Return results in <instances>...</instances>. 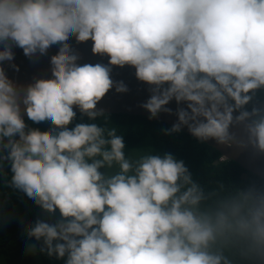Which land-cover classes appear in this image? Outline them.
<instances>
[{"label": "clouds", "instance_id": "9594fccd", "mask_svg": "<svg viewBox=\"0 0 264 264\" xmlns=\"http://www.w3.org/2000/svg\"><path fill=\"white\" fill-rule=\"evenodd\" d=\"M73 38L91 40V52L108 63L79 65ZM0 41L25 55L58 46L51 79L36 80L22 99L0 70V161L10 162L9 186L60 214L27 229L41 253L64 264H231L210 250L219 245L264 258V191L201 210L204 190L183 160L167 152L126 157L115 128L68 127L73 106L89 120L104 116L101 98L128 91L110 66L128 65L150 86L141 105L149 119L176 102L165 134L186 126L200 142L231 144L230 125L247 121L248 142L264 152V108H244L264 88V0H0ZM12 55L6 46L0 60ZM21 103L48 134L27 128ZM113 167L110 176L99 171Z\"/></svg>", "mask_w": 264, "mask_h": 264}, {"label": "trees", "instance_id": "16d2710c", "mask_svg": "<svg viewBox=\"0 0 264 264\" xmlns=\"http://www.w3.org/2000/svg\"><path fill=\"white\" fill-rule=\"evenodd\" d=\"M75 42L73 38L69 44ZM253 107L264 108V88L255 90L251 101L244 106L248 111ZM24 120L27 128H37L44 134L49 133V126L33 123L28 118ZM77 123H96L106 129L115 128L117 134L123 137L126 157L136 158L144 153L162 156L167 152L176 159L183 160L193 180L204 190L206 199L200 204L201 210L213 209L220 201L235 197L237 193L264 191V178L234 160L223 158L217 149L183 131L165 134L163 130L171 126L158 120L111 113L89 120L86 115L76 114L68 127L72 128ZM6 152L7 149H0V155H5ZM9 163L0 161V264H64V259L41 253L40 242L26 236L27 229L37 218L51 223L60 220L58 210L47 213L38 206L28 204L21 191L11 188ZM99 171L110 176L117 169L101 168ZM31 245L36 247L33 249ZM210 250L222 252L231 264H264V258L236 247L213 245Z\"/></svg>", "mask_w": 264, "mask_h": 264}, {"label": "water", "instance_id": "95a60500", "mask_svg": "<svg viewBox=\"0 0 264 264\" xmlns=\"http://www.w3.org/2000/svg\"><path fill=\"white\" fill-rule=\"evenodd\" d=\"M6 46L10 48L13 55L11 60H0V70L12 83L21 99L26 94L28 86L34 84L36 80L51 79L50 60L52 56L57 54L58 46H50L44 53L37 50V52L29 55H25L21 47L11 42H0V51H3ZM91 46V40L69 44V47L78 56L77 63L79 65L97 63L106 65L109 59L107 55L93 54ZM110 67V78L114 82L122 81L127 86L128 91L118 93L115 88L110 89L97 103L96 109L102 110L103 113L131 114L149 118L150 114L141 105L150 95V86L135 77V68L132 66ZM180 106L186 107L183 103ZM20 107L22 117L27 118L24 112L25 106L21 103ZM166 107L172 109V112H160L152 119L171 126L177 120L175 115L177 104L173 100ZM73 110L76 114H81L75 106H73ZM236 114V112L233 113L234 116ZM246 123L247 121L230 125L229 131L235 137V141L231 144H220L212 139L204 142L217 149L224 158L234 160L257 176L264 178V152L248 142ZM181 131L191 135L186 126L182 127Z\"/></svg>", "mask_w": 264, "mask_h": 264}]
</instances>
